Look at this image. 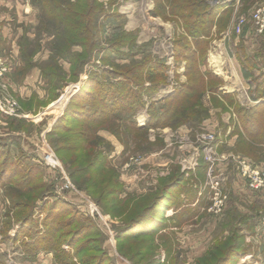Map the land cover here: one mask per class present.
Instances as JSON below:
<instances>
[{
  "label": "rangeland",
  "instance_id": "obj_1",
  "mask_svg": "<svg viewBox=\"0 0 264 264\" xmlns=\"http://www.w3.org/2000/svg\"><path fill=\"white\" fill-rule=\"evenodd\" d=\"M227 1L209 0L208 2L209 5L227 6L229 3ZM262 1L240 0L238 5L232 8L229 21L224 18L222 22L218 23L217 29L213 27L212 31L210 30L209 48L205 50V53L207 67L213 74L217 75L222 68L224 73H220V75L227 73V63L226 61L222 62L221 56H227L229 29L234 28L237 16L248 15L253 8L251 7L247 13L250 5ZM29 2L30 0H0V54L2 55L0 63L5 70L6 61L13 62L17 58L16 43L23 42L21 37L25 34L28 41L34 42L36 39L34 28L37 9L33 8ZM96 2L102 4L104 8V14H101L102 16L96 20L99 25L98 44L104 47L105 53L98 57L99 59L103 57V59L96 61L98 66L94 67L93 70L106 68L123 71L134 64L141 63L147 57H153L160 60L163 58L165 63L169 65V68L166 69L169 74L166 91H170L171 88L173 90L179 79L182 81L186 79L182 74L185 71V61L182 58L173 57L175 41L182 37L181 21L174 15L167 13L164 0H160L161 8H164L162 11L158 8L159 0H96ZM104 15L109 16L104 17ZM189 38L191 41H189L188 47L196 49L195 39ZM117 39L122 40H118L115 49L110 51L106 48ZM213 41L222 42L220 45L223 55L215 60L220 64L217 67L213 66L209 54ZM46 43L47 39L44 37L42 45L45 46ZM44 46L36 52L38 53L37 61H42L46 56ZM202 47L200 48L202 49ZM186 53L184 52V54ZM176 65L175 69L174 66ZM218 66L220 70H217ZM89 69L92 70V68ZM4 71L2 72L4 73ZM31 73L32 76L28 80L26 79L24 84L15 83L14 86L7 85V87L2 88L0 101L5 97L12 98L17 102V109L14 113L7 114L0 108V111L7 117L12 116L11 118H13L11 120L0 112V133L3 132V122L7 123L6 127L9 130L24 133L22 137L25 145L20 140L18 146L15 145L18 150H21L17 153V157L23 156L22 153L25 154L22 152L20 144L23 147H28L29 150H34L40 157L41 168L48 173V178L43 177V179L51 178L48 180L47 188L42 193L52 190L58 191L60 197L75 203V205L71 204L72 207L70 206L71 213L79 211L84 217L90 218L100 233L102 232L101 235L107 236L105 238L100 235L94 240H88L91 242L90 248L92 247L88 251L89 254L95 253L99 256L109 257L102 264H201V261H204V264H217L218 262L219 264H264V187L250 186L249 179L243 173L248 169L264 172V162L252 160V156L257 153L255 151L262 149L264 152V146L257 142L260 136L251 138L243 133L235 116L236 134L229 135L235 129L232 123L227 129L224 128V124L228 123L226 114L230 113L227 109H232L229 99L213 96V101L207 94L204 95L202 101L207 107L211 102L216 105L225 104L227 109L224 112V120L214 114L212 117L209 115L208 118H211L209 120L207 118L202 122L194 120L177 128H150L147 131V139L151 142L154 141V144L140 143L141 150L139 151L134 149L135 145L133 146L130 138L131 132H122L123 134L120 132L118 136L101 128L97 134L102 138V141L100 139L97 143V139H92L89 143L85 136L78 135V131H87L83 125L71 122V137L66 143H71L74 149L71 148V151L62 150L60 156L55 152L46 135L66 107L65 104L67 103L59 111L64 99L68 96L67 89L70 88V93L66 102L78 92L87 77V73L81 75L79 82H70V84L60 88L58 100L55 99L56 101L35 114L34 112L28 113V117L24 119L25 114L20 110L21 105L18 106L20 103L17 99L30 92H35L40 97L44 95L43 82L39 78L37 68H34ZM145 74L151 75L149 68L148 71L143 72V75H139L140 83L148 81L142 80ZM17 75L20 74L17 73ZM110 80L115 79L105 78L106 82ZM2 81L0 76V84ZM163 95H160L159 92L155 95V100L163 98ZM5 103L8 105L7 101ZM34 103L39 104L41 101L37 99ZM145 108L140 109L134 116L139 127L145 126L148 121ZM40 112L41 115L38 116L37 114ZM209 112H211L210 109ZM59 113L61 115L56 118ZM175 121L171 124H174ZM167 128L170 130H166ZM180 128L181 130H178ZM205 134L213 135V139L217 138L211 142L214 149L207 152L211 157L212 152L215 156L212 168L210 167L211 158L208 160L206 152L203 150L208 142L203 139ZM250 140L257 143L254 154H251L248 149H244L245 145L251 142ZM161 143L164 144L160 145ZM70 152L71 156L79 153L86 156L92 153V156L80 163L84 165L97 155L100 157L102 154L106 155L109 166L106 165L107 163H101L104 167H97L94 169V173L102 169L108 170V168H112L114 170L112 171L117 173V181L119 185L121 184L122 189L120 196L125 199L124 204L118 209L117 216L109 214L95 201L93 195L91 196L83 189L85 186L83 177H76V182L82 188L80 189L75 185L69 176L68 165L60 158L68 157ZM205 163L207 167L199 170L198 165ZM76 167L78 166H71V173L76 171ZM55 168L56 173L53 174L52 171ZM180 174L182 175L181 182L162 193L163 185ZM84 182L89 184L88 181ZM64 183L68 185V189H65ZM1 191L2 188L0 189L2 195ZM160 194L162 197L158 199V202H163L155 207L152 201ZM165 197L168 200H163ZM40 201L41 199H38L37 203ZM253 203L260 205L253 206ZM146 206H149V210L144 219L130 231L136 235L127 236L117 244L115 233L124 227L131 217L139 215ZM14 211V208L3 206L0 202L1 235L4 232L3 225L8 214L12 227H10L12 229L10 232L12 235L16 232L19 222L15 223ZM35 211L37 212V209ZM37 215H42L38 218L40 222L44 212L36 214L35 217H38ZM234 215L237 216L233 217ZM37 226L40 229L39 223ZM37 226H33V229ZM149 226L152 227L151 233H148L149 231L140 233ZM235 226L238 227V230H235L236 238L234 239H236L235 243L239 247L226 251V245L230 242L226 237H228L230 230L235 229ZM90 235L94 236L93 234H86L87 237ZM95 240L98 242H94ZM2 246L4 252L1 253L0 250V259H5L7 264H36L23 260L18 243L6 241ZM118 246L120 250L117 248ZM235 250H239L243 254L236 257ZM202 255L204 259L197 260ZM43 260L41 258L40 262Z\"/></svg>",
  "mask_w": 264,
  "mask_h": 264
},
{
  "label": "trees",
  "instance_id": "obj_2",
  "mask_svg": "<svg viewBox=\"0 0 264 264\" xmlns=\"http://www.w3.org/2000/svg\"><path fill=\"white\" fill-rule=\"evenodd\" d=\"M208 1L164 0V7L168 10L167 13L174 15L181 21L182 37L175 41L173 57L176 59L182 58L185 61V71L182 74L186 79L184 81L179 79L171 93L155 100V95L168 83L169 74L166 69L169 68V65L165 63L163 58L160 60L159 58L147 57L141 63L134 64L123 71L106 68L93 70L94 67L98 66L96 61L103 59V57L100 59L98 57L105 53L104 47L98 44L99 25L96 20L104 14L102 4L97 3L96 0H30V4L37 9V22L34 28L36 39L32 42L28 41L25 34L21 37L23 42L18 43V45L20 59L24 65L17 68V73L22 75L31 66L32 55L44 46L42 45L44 37L47 39L44 47L48 49L49 56L40 67V70L43 79L47 82L48 102L57 98L60 88L69 82H79L81 75L87 73V77L78 92L70 98L62 115L46 135L58 155L61 156L62 150L71 151V148L74 149L71 143L66 142L71 137V124L75 122L83 125L87 130L86 132L78 131V135L85 136L89 143L92 139H97V143L100 139L102 141V138L97 134L101 128L107 129L110 133L118 136L120 132H131L130 138L133 146L135 145L134 149L139 151L141 150L140 143L148 145L154 142L147 139V131L150 128H177L194 120L202 122L206 118L208 119L210 108L205 106L202 101V97L206 94L213 101V96L229 99L232 109L225 108L224 103V105H216L211 102V106L220 109L217 113L218 116H220V113H224L226 109L230 111L229 121L224 124L226 129L230 127L231 123L234 125L235 129L229 133L230 136L236 134V117L243 133L251 138L260 136L257 142L264 146V103L260 102L248 108L239 104L236 102L234 95L223 92L221 89L223 85L222 78L213 74L207 67L205 50L209 48L211 31L213 27L217 29L218 23L222 22L224 18L229 21L233 10L230 6L209 5ZM158 4L159 10H164V8H161L160 0ZM108 16L104 15V17ZM189 37L195 39L196 49L188 47L189 41H191ZM118 40L121 41L122 39H117L106 48L110 51L115 49ZM184 52L187 53L184 54ZM240 60L246 74H249L248 71L258 66L256 61L251 63L249 58L244 54L242 55V53ZM61 61L68 64L67 71L64 70ZM174 67L176 69L177 65ZM89 68H92V70ZM148 68L152 76L145 74L142 80L148 81L140 83L139 75H143V72L148 71ZM107 77L115 80L106 82L105 78ZM254 82L256 92L253 99L259 100L264 91V73L260 74ZM67 90L69 96L70 88ZM68 96L64 99L60 111ZM144 107H146L148 121L145 126L139 127L134 116L136 112ZM178 118L180 119L175 121ZM168 120L170 121L168 122ZM174 121L175 123L171 124ZM236 138H239V136H236ZM215 139L217 140V138ZM250 141L244 149H248L251 154H254L257 143ZM255 152L257 153L252 156V160L264 162L262 149ZM21 155L23 156L12 157L7 147L0 140V183L4 187L3 193L9 199L8 206L15 210V223L19 222L21 225L14 239L20 240L27 257L33 259L38 250H49L54 255L53 264H102L109 257L88 253L92 249V247L90 248L91 242L88 240L96 239L102 232L100 233L99 229L96 228V224L90 218L84 217L79 211L71 213V204H68L60 196L55 197L52 195L53 199L44 200L46 194L51 192L42 193L47 188L48 183L43 181L42 173L37 164L31 163L26 153ZM90 156H92V153L86 156L80 155V153L71 156L70 152L68 157L60 158L68 165L69 176L75 185L81 189L82 186H79L76 182V177H83L84 181L89 182V184H86L83 181L85 185L83 189L91 196L93 195L95 201L109 214L117 216L118 209L125 202V199L120 196L122 189L121 184L119 185L117 181V173L115 174L112 168L102 169L94 173V169L97 167H104L101 163H107L106 165L109 166V161L106 155L103 154L102 157L95 156L86 165L80 164ZM98 164L99 166H97ZM72 165L78 167H76V171L71 173ZM198 166L199 170L200 168L205 169L207 164ZM171 177L172 175L169 178L171 179ZM181 178L182 175L180 174L173 177V180L169 183H165L161 189L162 193L180 183ZM161 197L162 194L154 198L152 201L153 206L158 207L163 202L162 200V202H158ZM38 199H41L39 204L37 203ZM166 199L167 197L163 200ZM253 204V206L260 205L259 203ZM148 210L149 206L144 207L139 215L131 217L129 222L115 233L117 244L127 236L136 235L130 231L141 223ZM41 212H44V215L39 222L35 216ZM9 217L8 214L7 219L4 221L3 238L6 237L7 231L11 227ZM38 223L40 229L37 226ZM33 226L37 227L33 229ZM151 229L152 227L149 226L140 233H147L148 231V233H151ZM235 230H238L237 226L232 231L230 230L228 237H226L230 240L226 245V251L239 247L235 243L236 239H234L236 238ZM86 234H93L94 236L87 237ZM104 237L107 238V236ZM94 242L98 241L95 240ZM65 246L67 247L65 248ZM117 248L120 250L119 246ZM234 254L238 257L243 252L235 250ZM200 259L203 260L204 256L202 255L197 260L201 261ZM0 264H5V262L0 259ZM201 264H204V261H201Z\"/></svg>",
  "mask_w": 264,
  "mask_h": 264
},
{
  "label": "crops",
  "instance_id": "obj_3",
  "mask_svg": "<svg viewBox=\"0 0 264 264\" xmlns=\"http://www.w3.org/2000/svg\"><path fill=\"white\" fill-rule=\"evenodd\" d=\"M239 1L240 0H228L227 2H229V3H227L228 4L227 6L235 8L238 5ZM261 3H264V0L258 4H261ZM258 4H255L252 6L250 5L247 13L249 12L251 7H255ZM32 7L35 8L34 6H32ZM36 22H37V20H36ZM248 22L242 27V32L239 35H237L235 33L234 28L229 29V32H230V36L228 38V45H229L228 50L229 51H228L226 57L221 56L222 62L226 61V63H227L226 75H220V73L221 74L224 73V69L222 68L220 70L219 66L217 68V70H220L219 73H217V75L219 77H221L223 80V86L221 87L223 92L234 95L236 102H238L239 104H241L247 108L251 107V106H255L260 102L264 103V91L262 92V95L260 96L261 98L259 100L253 99V97L255 96V92H256L255 91L256 85H255L254 80L257 77H259L260 74L264 73V28H262L261 31H258V28L255 27L252 22H250V21H248ZM221 43L222 42L213 41V44L211 47V53H209L211 60L213 58H214V60H216V59L218 60L219 56L223 55V51H222L221 45H220ZM16 45H17V56H16L17 58L13 62L6 61V63H5L6 70L1 75V78L3 79L4 82L2 81V84H0V92L2 91V88L7 87V85L8 86H12V85L14 86L15 83L24 84V81H26V79L28 80L32 76V73H31L32 70L34 68H37L38 73H39V78L43 82L42 85H43L44 95L42 97H40V95H38L37 93L30 92V93L26 94L25 96L19 97L17 99L20 103L18 106L21 105L20 110L22 111L23 114H25V117H23V118L26 119L28 117L27 116L28 113L34 112V114H35L40 109L48 107L52 102H54L56 100L54 99V100H51L50 102H48L49 96H48L47 82L45 79H43V77L41 75V70H40V65L44 64L45 61L48 59V56H49L48 49H46L45 47L43 48L44 51L46 52V56L42 61H37L38 59H36V57H37L38 53L33 54L31 57V62H32L31 66L26 70V72H24L22 75L18 76L17 75V68L22 67L24 65V63L20 59L18 43H16ZM241 53H242V55L244 54L245 56H247L251 63L254 61H256L258 63L257 67L248 71L249 74H246L244 72L242 66H241V60H240ZM1 56L2 55L0 54V61L2 60ZM60 63L63 66L64 70L67 71L68 70V64L63 62V61H61ZM212 63H213L214 67H217V65H220L216 61H213ZM13 75H14V77H17V78L15 79L13 77ZM258 81H259V79H258ZM67 84H70V82ZM171 92H172V88L170 91H166V87H163L160 91V95L164 94L163 96H165ZM58 93H59V90H58ZM59 98H60V96H58V98H56V99L58 100ZM37 99L40 100L41 103H39V104L34 103L37 101ZM68 102H66V103H68ZM65 105H67V104H65ZM209 108L211 110L210 117H212L214 114L216 116H218L217 113H219V111H220L219 108H213L211 106V104L209 105ZM51 111H53V110H51ZM2 115L7 117L4 113H2ZM37 115L40 116L41 112ZM37 115H33V116H37ZM60 115H61V113H59L58 116H56V118H58ZM226 115H227L226 121L228 122V120L230 118V113H228ZM4 116H2V117L4 118ZM11 117L12 116L7 117V118H10L12 120L13 118H11ZM220 117L222 118V120H224L223 119L224 113H220ZM209 119H211V118H208V120ZM226 121H224V122H226ZM6 125H7V123L3 122V126H2L3 132L0 133V140H1V143L3 145H5V147H7L10 155L12 157H16L18 155L17 153L20 152L21 150H18L15 145L17 144V146H18V143H20L19 140L24 144V139L22 137L24 135V133H19L18 131H15V130H9L6 127ZM166 130H170V129L167 128ZM178 130H181V128ZM48 131H49V129H48ZM39 134H41V133H39ZM20 147L22 149V152H25L26 155L28 156L29 161L33 164H37V166L39 167V169L42 173V179H43V177L48 178V173H47V171H45L44 169L41 168L40 160H39L40 157L34 152V150H29L28 147L27 148L23 147L21 144H20ZM52 172H53V174L56 173V168L53 169ZM50 179L51 178H49L48 180H50ZM48 180L43 179V181H45L47 183L49 182ZM52 181H53V179H52ZM1 188H2V191H1L2 195L0 194V202H2L3 206H8L9 205V199L3 193L4 187L0 183V189ZM65 189H68V187H66ZM52 195L55 197H58L59 196L58 191H56V190L51 191L50 194H47V196H45L44 200L53 199ZM1 198H3V199H1ZM64 201H66L68 204L75 205L74 202L69 201L67 199H64ZM37 216H38L37 218H39L42 215H37ZM11 228H9V230L7 231V235L5 238H3L2 235L0 234V243H1L0 244V250H1V253L3 251L2 245H4L6 241H12L14 243H18V247L20 249L19 251L24 258L23 260H25L29 263H36V264H42L43 262H44V264H53L54 263V255H53L52 251H49V250H38L35 253V257L33 259H29L27 257V254L23 250V247L21 245L20 240L14 239V237L17 235V233L19 232V230L21 228L20 223L17 224V230L13 235L10 232L12 230ZM66 247L67 246H65V248ZM41 258L44 259L42 262H40ZM2 260L5 262V264H7V261L5 259L2 258Z\"/></svg>",
  "mask_w": 264,
  "mask_h": 264
},
{
  "label": "built area",
  "instance_id": "obj_4",
  "mask_svg": "<svg viewBox=\"0 0 264 264\" xmlns=\"http://www.w3.org/2000/svg\"><path fill=\"white\" fill-rule=\"evenodd\" d=\"M252 22L255 27L258 28V31H261L262 28H264V3L258 4L255 7L252 8L250 13L248 15L243 14L237 16L235 19V26H234V31L237 35L241 33L242 27L248 22ZM2 63H0V76L2 75V71L5 70V68H2L1 66ZM7 101L8 105L5 103ZM17 102L16 100H13L12 98L10 99L9 97H5L0 101V108L2 111H4L7 114H12L16 111L17 109ZM204 140H207L208 142L205 144L203 147V150L206 152V157H208V160H210V167L212 168L213 161L215 160V156H213L212 152V157L207 153L209 151H212L214 148L212 143L214 141L213 135L211 134H205L203 137ZM213 140V141H212ZM205 142V141H204ZM245 177L249 179V185L252 187H264V172L258 171V170H247L243 172ZM65 187H68L66 183Z\"/></svg>",
  "mask_w": 264,
  "mask_h": 264
},
{
  "label": "bare ground",
  "instance_id": "obj_5",
  "mask_svg": "<svg viewBox=\"0 0 264 264\" xmlns=\"http://www.w3.org/2000/svg\"><path fill=\"white\" fill-rule=\"evenodd\" d=\"M212 60L215 61L214 58Z\"/></svg>",
  "mask_w": 264,
  "mask_h": 264
}]
</instances>
